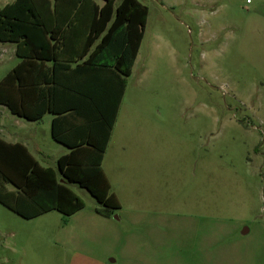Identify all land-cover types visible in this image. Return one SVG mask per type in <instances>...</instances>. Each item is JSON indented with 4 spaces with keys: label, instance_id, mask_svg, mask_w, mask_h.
I'll use <instances>...</instances> for the list:
<instances>
[{
    "label": "rangeland",
    "instance_id": "obj_1",
    "mask_svg": "<svg viewBox=\"0 0 264 264\" xmlns=\"http://www.w3.org/2000/svg\"><path fill=\"white\" fill-rule=\"evenodd\" d=\"M138 1L148 25L117 135L145 156L118 185L123 213L141 200L144 229L161 240L129 237L117 264H264V0ZM17 63L0 42V81ZM3 126L15 132L17 118L0 106ZM71 189L85 202L79 215H102L87 190ZM70 221L25 220L0 204V264H73L81 240L58 243Z\"/></svg>",
    "mask_w": 264,
    "mask_h": 264
},
{
    "label": "crops",
    "instance_id": "obj_2",
    "mask_svg": "<svg viewBox=\"0 0 264 264\" xmlns=\"http://www.w3.org/2000/svg\"><path fill=\"white\" fill-rule=\"evenodd\" d=\"M121 1L116 0L115 5L108 9H104L105 2L102 0H93L95 5L90 3L76 8L68 5L46 7L42 13L46 14L49 43L44 51L32 46L23 48L20 56L17 54L18 44L1 42L14 49L18 59L15 67L25 62L22 79L26 87H32L31 100L26 98L29 101L27 105L31 108L49 106L56 113H48L36 122L15 116V132L3 126L0 138L11 144L25 146L39 164L46 168L57 169L58 160L71 154L72 147H82L76 155L78 159L99 156L98 150L108 132L103 119L112 115L125 78L122 71L131 59L134 61L131 75L126 78V87L101 164L121 209L112 216H85L79 215L80 211L68 217L73 219L70 222L74 228L59 231L58 243L69 247L81 240L83 245L74 248V253L80 256L74 259L73 264H117L115 249L118 246L128 247L129 237L135 239L134 245L138 238L145 239L140 243L141 247H145L146 239L157 235V231L150 234L149 230L144 229L152 218L143 210L141 200H131L129 211L123 213L125 188L118 185L125 171L135 170L132 166L134 160L138 156H145L144 152L130 151L129 139L126 135L119 137L117 129L129 79L137 67L148 25L147 20L138 55L134 58L136 25L134 21L131 25L129 23V15L133 18L134 13L127 10L126 14L119 16L116 12ZM102 10L106 12L104 15ZM108 13L110 17H107ZM55 129L63 142L55 140ZM78 223H83V227L78 226L76 229ZM158 231L159 236L156 238L161 240Z\"/></svg>",
    "mask_w": 264,
    "mask_h": 264
},
{
    "label": "trees",
    "instance_id": "obj_3",
    "mask_svg": "<svg viewBox=\"0 0 264 264\" xmlns=\"http://www.w3.org/2000/svg\"><path fill=\"white\" fill-rule=\"evenodd\" d=\"M102 1L105 2L104 9L113 7L116 2ZM90 3L95 5L93 0H14L13 3L0 8V42L18 44L17 54L20 56L23 48L32 46L44 51L49 41L46 14L42 13V10L51 5L76 8ZM127 10L134 13V19L129 15V23L131 25L134 21L136 25V58L144 37L149 11L138 0H122L116 13L120 16L126 14ZM102 11L104 15L106 12ZM107 17H110V13ZM133 62L131 59L127 68L122 71L125 78L112 115L103 119L108 126V132L98 150L97 158L78 159L76 155L82 147H72L71 154L58 160L57 169L46 168L39 164L25 146L11 144L0 138V204L25 220L51 212L71 217L85 208V202L71 189V185H78L97 201L101 207L100 214L112 216L121 209L101 164ZM24 67L25 62L10 70L0 81V105L5 106L16 117L33 122L40 121L46 114L56 111L49 106L31 108L27 105L26 98L31 100L32 87L24 85ZM54 124L56 125V121ZM53 136L55 140L63 142L56 129L53 130Z\"/></svg>",
    "mask_w": 264,
    "mask_h": 264
},
{
    "label": "built area",
    "instance_id": "obj_4",
    "mask_svg": "<svg viewBox=\"0 0 264 264\" xmlns=\"http://www.w3.org/2000/svg\"><path fill=\"white\" fill-rule=\"evenodd\" d=\"M248 2H249V0H248Z\"/></svg>",
    "mask_w": 264,
    "mask_h": 264
}]
</instances>
